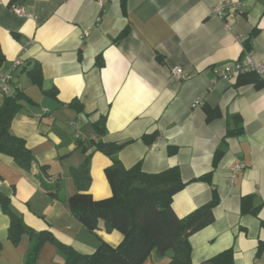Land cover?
<instances>
[{"label":"crops","instance_id":"crops-1","mask_svg":"<svg viewBox=\"0 0 264 264\" xmlns=\"http://www.w3.org/2000/svg\"><path fill=\"white\" fill-rule=\"evenodd\" d=\"M218 1L127 0L123 9L120 0H0V75L9 76L11 93L28 98L11 131L34 154L28 171L0 152V192L26 226L83 254L122 240L102 220L87 229L68 206L76 190L71 170L89 152L88 192L111 196L104 174L111 158L93 145L102 140L122 144L116 156L126 168L140 162L154 173L176 165L185 182L173 197L178 216L217 194L213 221L185 238L194 263L232 247L233 264H264V81H225L213 71L245 50L264 59V0H239L244 12L229 20L230 29L210 14ZM21 38L32 39L26 50ZM37 66L39 84L28 73ZM174 67L182 69L179 80ZM5 94L0 88V106ZM100 118L104 132L96 133ZM152 133L151 142L142 138ZM243 197L256 213L241 212ZM9 223L0 209V264H26L35 238L24 232L13 242ZM170 256L153 249L142 264H166ZM34 264H64V255L46 241Z\"/></svg>","mask_w":264,"mask_h":264},{"label":"trees","instance_id":"trees-1","mask_svg":"<svg viewBox=\"0 0 264 264\" xmlns=\"http://www.w3.org/2000/svg\"><path fill=\"white\" fill-rule=\"evenodd\" d=\"M126 1L120 0L123 9ZM126 31L127 28L122 29L118 37L124 35ZM3 59L4 55L0 49V62ZM97 61L101 64L100 56ZM28 73L34 82L38 84L41 82L40 66L33 67ZM238 81H251L256 86H261L264 79L255 72H246L238 75ZM25 99L28 98L22 91L5 94L0 106V152L10 156L18 166L29 171L34 154L25 140L11 131L12 119ZM104 126L105 119L100 118L94 125L96 133H103ZM241 130L242 126L239 125L236 129H228L226 135ZM155 137L156 133L142 136L146 142H151ZM93 145L94 149L111 158L112 162L104 168V174L112 194L106 198L94 199L88 192L91 157L89 152L80 166L71 170L76 190L68 197V206L71 213L87 229H96L99 221L102 220L106 229L118 230L123 235L122 240L117 245L101 243L92 253H80L58 241L48 231L36 232L26 226L22 218L11 208L9 197L0 192V209L10 219L8 237L13 242H17L20 235L26 232L35 238L34 245L26 258V264H34L41 245L46 241L54 243L63 253L64 264H142L153 249L160 256L168 251L171 252L166 264H233L232 247L199 263H194L190 249L184 244L188 234L213 221V207L218 202L215 192L206 202L178 216L172 208L173 197L185 182L182 181L176 165L154 173L145 172L140 162L126 168L116 156L122 144L98 140ZM82 150L86 152L88 148L83 145ZM219 155V152L215 153L214 162ZM44 167L45 165L41 166L43 170ZM209 175L210 172L199 178H208ZM57 187L58 182L54 189ZM245 198L241 200V212L256 213L257 207L251 206Z\"/></svg>","mask_w":264,"mask_h":264},{"label":"built area","instance_id":"built-area-1","mask_svg":"<svg viewBox=\"0 0 264 264\" xmlns=\"http://www.w3.org/2000/svg\"><path fill=\"white\" fill-rule=\"evenodd\" d=\"M102 3L105 0H97ZM11 9L18 15H28L26 10L22 7L15 5L11 6ZM210 14L217 17L222 22L227 29H230L229 20L236 15L242 14L244 12V5L239 0H219L210 7ZM32 43L30 38H21L22 49L26 50V47ZM19 60L16 59L14 64H18ZM213 71L223 80L230 81L235 76L246 72H255L259 77L264 79V59L255 60L251 54L245 50V53L241 58L234 60L232 62L225 63L221 66H213ZM172 78L179 80L182 78L183 72L180 67H174L171 70ZM0 88L5 93H11V88L9 85V76L0 75ZM202 96H200L193 104H201ZM244 167L243 163H236L234 169H241Z\"/></svg>","mask_w":264,"mask_h":264},{"label":"water","instance_id":"water-1","mask_svg":"<svg viewBox=\"0 0 264 264\" xmlns=\"http://www.w3.org/2000/svg\"><path fill=\"white\" fill-rule=\"evenodd\" d=\"M184 244L186 245V247H187L188 249H190V244H189V242H188L187 239H184Z\"/></svg>","mask_w":264,"mask_h":264}]
</instances>
